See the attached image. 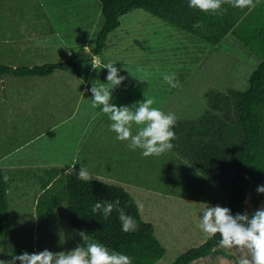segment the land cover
Here are the masks:
<instances>
[{
  "label": "rangeland",
  "instance_id": "1",
  "mask_svg": "<svg viewBox=\"0 0 264 264\" xmlns=\"http://www.w3.org/2000/svg\"><path fill=\"white\" fill-rule=\"evenodd\" d=\"M249 13L237 28L242 36L233 32L213 45L135 8L121 17L103 51L82 63L79 73L58 69L45 76H0V167L10 176L14 234L0 236V260L12 259L16 241H25L32 253L85 245L81 232L69 226L66 202L57 206L59 223L48 228L38 229L35 213L41 170L69 171L74 161L78 163L70 172L78 175L83 165L90 178L119 183L135 196L145 218L157 223L168 247L157 264H171L204 242L197 226L202 211L207 205L228 208L225 188L174 149L145 158L141 149L130 150L127 142L116 140L107 115L91 107L90 88L107 83L108 70L102 66L111 62L126 79L112 92L110 103L131 106L146 96L176 119H198L209 107L208 93L247 88L250 73L264 56V35L259 33L264 0ZM102 25L99 0H0V62L34 65L92 54ZM166 73H175L181 86L170 88L163 80ZM261 207L264 194L251 189L244 213ZM238 256L234 249L221 248L191 264H236Z\"/></svg>",
  "mask_w": 264,
  "mask_h": 264
},
{
  "label": "trees",
  "instance_id": "2",
  "mask_svg": "<svg viewBox=\"0 0 264 264\" xmlns=\"http://www.w3.org/2000/svg\"><path fill=\"white\" fill-rule=\"evenodd\" d=\"M99 2L103 25L97 32L92 54L81 52L73 54L68 61L34 65L0 62V76H45L58 69H71L79 73L82 63L103 51L110 32L120 26L121 17L135 8L145 9L213 45L233 32L242 36V32L237 30L239 22L251 12L247 8L240 10L223 5L227 9L223 15L205 13L189 8L188 0ZM198 21L203 22V29L193 27ZM259 33L264 35V27ZM208 99L209 107L200 118L176 119L173 127L176 139L171 141L174 145L172 149L185 156L198 172L225 188L228 208L233 215L243 214L250 190L264 185V56L250 73L247 88L208 93ZM5 174L9 178L7 183L3 180ZM39 179L42 190L35 206L38 229L59 223L61 213L57 206L66 202L68 222L72 229L84 232L112 251L130 256L133 264H157L166 257L168 247L160 236L157 223L145 218L135 196L119 183L102 178H89L85 181L77 178L74 172L59 167L42 169ZM9 188L8 171L0 167V236L14 235ZM116 199L120 200V206L126 214L136 221L138 230L123 232L119 214L115 210L107 220L91 212L94 203ZM219 239L217 235L195 244L171 264H191L197 258L220 250ZM11 248L14 255L32 253L25 241H16Z\"/></svg>",
  "mask_w": 264,
  "mask_h": 264
},
{
  "label": "clouds",
  "instance_id": "3",
  "mask_svg": "<svg viewBox=\"0 0 264 264\" xmlns=\"http://www.w3.org/2000/svg\"><path fill=\"white\" fill-rule=\"evenodd\" d=\"M259 0H188V7L205 13L223 15L227 11L223 5L249 11L256 7ZM194 28L203 29L202 21L193 25ZM94 69L96 65L92 64ZM102 68L108 70L107 83H93L90 88L92 93L91 107L99 108L110 120L109 130L114 132L115 139L127 142L130 150L141 149L143 157L160 156L166 151L172 150V140L176 139L173 127L176 123L174 113H165L160 108L154 107V98L146 97L131 106H116L110 103L112 92L126 79L119 74L114 64L109 62ZM128 71V69L126 68ZM142 71V69H141ZM129 72V71H128ZM130 73V72H129ZM131 74V73H130ZM146 81L145 78H140ZM163 80L170 88H179L180 82L175 73H166ZM133 125L136 126L135 134L132 132ZM72 168L69 171H74ZM77 178L87 181L90 178L88 170L81 165ZM5 174L3 180L8 181ZM54 183V181H53ZM51 187V184L48 186ZM47 190V189H46ZM257 192L264 194V185L257 187ZM120 200L96 202L91 207L93 215L100 214L105 220L115 210L125 233L138 230L136 221L127 215L125 209L120 206ZM198 228L206 239H212L219 235L218 247L225 250H235L239 253L236 264H264V207L257 209L251 216L247 212L233 215L227 207L206 206L198 222ZM80 236L85 242L84 246L77 245L71 251H60L53 253L47 249L29 254L13 255L9 261L0 260V264H133L130 256L109 251L100 242H90L88 236L81 232Z\"/></svg>",
  "mask_w": 264,
  "mask_h": 264
},
{
  "label": "crops",
  "instance_id": "4",
  "mask_svg": "<svg viewBox=\"0 0 264 264\" xmlns=\"http://www.w3.org/2000/svg\"><path fill=\"white\" fill-rule=\"evenodd\" d=\"M230 35V34H229ZM229 35H227L225 38H227ZM1 162V161H0ZM11 183V182H10Z\"/></svg>",
  "mask_w": 264,
  "mask_h": 264
}]
</instances>
